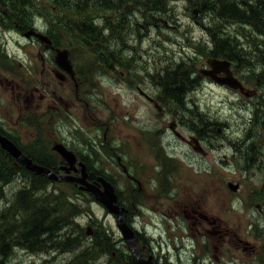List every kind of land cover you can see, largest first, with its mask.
<instances>
[{"label":"rangeland","instance_id":"obj_1","mask_svg":"<svg viewBox=\"0 0 264 264\" xmlns=\"http://www.w3.org/2000/svg\"><path fill=\"white\" fill-rule=\"evenodd\" d=\"M105 1L0 0V77L4 85L12 87L10 81L16 66L22 82L26 77L32 86L42 91L47 89V83L51 84L52 90L61 89L59 78L43 72L42 60L49 65L50 54L37 40L25 38L14 23L19 21L23 26H34L40 32L54 36L62 50L71 51L79 72L85 73L89 83L94 84L92 87L98 89L100 123L118 120L132 136L138 132H144V137L148 134L144 138V164L149 168L144 228L153 241L155 252L164 258L161 264H264V54L259 52L264 51V37L239 22L224 23L215 18L219 21L217 27L218 22L214 23L212 14L195 15L194 11L200 8L203 0H109L111 7H105ZM165 22L167 26L163 24ZM86 31L91 33L89 37L83 36ZM228 37L238 42L239 47L234 48L241 51L242 59L231 62L230 69L232 66L234 76L244 84L243 91L220 85L204 74L211 69L210 59H225L215 55L220 52L215 41ZM83 38H90L101 46L92 49ZM258 46L260 50H256ZM103 51L115 52L117 60L111 62L119 63L117 70L126 71L133 87L128 86L119 73L110 72L108 63L101 66L99 53ZM246 52L256 60L251 65L246 62ZM8 68L12 69L8 72ZM172 78L177 80V85L168 83ZM182 79L185 80L183 85ZM73 85L68 86L67 92L68 100L72 99L70 103L81 108L75 112L77 120L44 117L47 105L52 102L50 99L36 107L35 115L39 119L19 120L16 115L15 120H9L5 111L7 103H4L9 94L0 88V124L6 125V132L26 153L49 163L60 160L51 151L55 139H67L70 143L74 139V146L80 153L92 155L97 132H92L86 106L76 103ZM135 85L144 89V98L135 90L131 91ZM174 90L178 98L171 93ZM109 95L116 101L107 104ZM94 104L91 102V107ZM41 108H44L43 112H39ZM110 109L114 113L112 117ZM173 120L178 122L177 132L183 138L191 140L199 135L206 138L203 144L209 153L199 155L178 141L169 128ZM104 128L102 124L101 138ZM38 133L42 136L36 144L34 136ZM152 142L157 143L155 148L160 150L163 160L156 169L151 164L154 163L150 149ZM38 144L42 154L34 149ZM0 156L1 167L10 173L16 171L11 179L13 182L3 190L0 214L9 213L15 218L16 226L27 216L30 218L34 211L49 204L58 206L45 197L48 193L44 191L23 195L33 177L26 171L18 172L11 158H6L1 150ZM248 161H253V166ZM164 165L166 167L161 169ZM171 171H174L172 175L165 174ZM157 175L158 182L154 181ZM55 184L47 191L62 194L68 199L66 202L81 209L74 212L80 213L74 223L82 228L83 237H79L76 226L69 223L62 230L30 238L37 245H30L35 249L29 250L22 239L14 235L17 239L10 237L13 246L5 258L0 256V264H129L124 258L125 252H120V261H115L112 256V246L122 241L125 247V243L107 210L78 187L68 183ZM230 185L238 186V191L233 192ZM161 193L158 207L155 198ZM41 197H45L42 205ZM169 198H194L193 201L205 203L208 214L222 220L224 226L227 227V223L241 225V237L252 243L254 249L243 251L235 243H226L221 253L206 247L197 258L195 246L202 240L192 243L190 237H195L196 230H190L185 218L178 219L167 211ZM152 206L156 209L150 210ZM52 211L48 210L46 215L60 218ZM42 213L37 216L41 217ZM136 220L139 228L141 219L136 217ZM1 226L6 227L3 231L13 228L12 224L8 227L2 223ZM90 226L97 231L92 237L87 230ZM29 229V225L20 227V231L29 232ZM96 240H104V246L93 248L91 252L89 249L96 246ZM68 243L70 248L67 250ZM84 249L90 253L86 259L82 257Z\"/></svg>","mask_w":264,"mask_h":264},{"label":"flooded vegetation","instance_id":"obj_2","mask_svg":"<svg viewBox=\"0 0 264 264\" xmlns=\"http://www.w3.org/2000/svg\"><path fill=\"white\" fill-rule=\"evenodd\" d=\"M14 26L21 32L22 35L25 34L31 27L27 25H21L19 21H16L14 23ZM31 39L37 40L34 37H31ZM93 44L94 45L92 49L97 50V48L101 46V44L99 43L97 44L93 42ZM40 45L44 47L45 52H48L50 54L49 65L46 66V60H42V64L44 66L43 72L47 73V75L49 76L53 73L57 78L61 80L62 87L61 89L55 88L52 90L51 84L47 83V89L42 91L40 88L32 86L30 81L26 77H24V80L22 82L19 71L17 70L16 66L13 67L12 80L10 81L12 87H9V85L6 87L4 85L2 77H0V88L5 94H9L7 99L3 98L4 103H7L5 106L7 119L15 120L16 115H18L19 120L39 119L35 115V113H37L38 111V108L36 107L39 104L44 103L45 101L47 102L50 99L52 100V102L50 105L46 104V114L44 117L49 116L50 120H77L78 116L75 115V112L81 108H79L74 103H70L72 99L68 100L69 94L67 92L68 86L74 84L73 96L75 95L76 103L80 105L82 104V106L84 104L86 106V110L90 119L89 121L92 122L90 123V126H92V132H94V134L95 132H97L94 135L95 146L92 147V150L95 151L92 155H85L83 152L80 153L79 150L74 146V143H76L74 139L71 140L72 143L67 141V139H62L61 141L55 139L53 141L54 147L57 145V143H60L64 145V147H66L69 151L74 152V154L76 155L77 162L75 164V168L70 172L72 176L78 177L79 172L77 171H79V169L83 170L84 168L88 175V180L90 182L96 183L100 191H103L104 188L102 179L106 182H109L114 187L118 197L117 205L121 210H124V219L134 229L135 234L138 236V251L140 258L144 262H151V264H161V261L164 260V258L159 252H155L152 245L153 241L150 239L148 233L144 228V208L147 207L145 202H148L147 200L145 201V199L147 198V196H145V189L146 186H148V183H146L148 182V179L146 180V177L149 174V168H147L144 164V138L146 139L148 134H146V137H144V132H138L132 136L131 134L125 132V127H123L125 125L118 120L109 119L103 123H100L99 104L101 95L97 94L96 91L98 89H96V87H92L94 84L89 83V80L86 78L85 73H83L82 71L79 72V69L74 64L73 58L71 59L70 57L72 65L74 66L73 75L68 74L58 67V65L56 64L55 49L60 47L55 43L54 40L52 45L46 46L42 43H40ZM114 55L115 52H111V54H108L104 51L100 52L99 57L102 61L100 62L101 66L104 67L106 65V62L109 60L111 67L109 71L114 74L119 73V76L126 80L128 86L133 87L129 76L126 74V71L124 69L117 70L119 63L111 62L113 60H117ZM124 68H126V66H124ZM9 69L12 68H8L6 69V71H8ZM131 89V91L135 90L141 97L144 98V89H142V87H140L139 85H135V88ZM111 98L112 100L110 101ZM106 99L107 104H111L116 101L115 97H112L111 95L106 97ZM91 102L95 103L93 107H91ZM80 111V113H83V110ZM109 113L111 114V117L114 114L112 109H110ZM85 119L88 120L86 117ZM255 121L258 125L261 123L259 120ZM102 124L105 125V128L103 136L101 138L100 126ZM125 124L129 123L125 122ZM178 125V122L176 120H173V122H171V124L169 125V128L172 131L171 126H173L176 130H178ZM4 126L6 125L0 124V133L13 141V139L6 132V128ZM210 130L212 131V128ZM219 132H221V129L219 130ZM72 135L73 134H70L71 138H73ZM41 136L42 135L39 133L38 136H34V138L36 139V144L38 143V139ZM108 140H110V142H108ZM177 140L181 141L184 145H188V142L186 140H182L180 138H178ZM205 140L206 138H203L200 135L196 137V141L199 142V146L202 148V152L199 153V155L206 156L209 153L206 150L205 143L203 144ZM79 144L80 146H83L82 142H79ZM156 144L157 143L153 144V142L152 144H150V149L153 150V153H151L153 157L152 162H154L151 164L155 169L163 163V160L160 156V150L155 148ZM16 145L18 147H21L18 143ZM189 147L192 148V146ZM34 149L36 150V153L42 154V150L39 144ZM51 151L52 153L57 154L52 149ZM23 152L28 155L34 163H38L45 167H47L45 164H48V167H50V169L56 171L57 173H66V169H69L68 164L61 158L56 163H49L47 161L40 160L36 156L28 154L25 151ZM12 161L14 162V159ZM248 164H251L253 166V161H248ZM18 166L19 171H23V169H25V166L20 162L18 163ZM165 167L166 165L162 166L161 169H164ZM169 167L170 165H167V169H169ZM165 174L168 175L169 173ZM154 181L158 182V175L157 177L154 176ZM161 196L162 193L160 194V196L158 194V197L155 198L157 199L156 206L158 207V199L162 198ZM193 199L194 198L190 200H181L180 198H169L167 211L171 215H173V217H176L178 219L185 218V220L189 221L190 230H196L197 234L195 235V237H193V239L197 241L202 240L201 243L198 242L195 246L194 253L197 255V258L202 253V250H204L206 247H213L215 252L221 253V249L226 243H235L236 247L238 249L242 248L243 251L254 249L252 243L246 242L241 237V225H229L226 222L227 227L224 226L222 220L213 218L208 214L205 203H202L201 201H193ZM97 202L101 204L99 201ZM152 207H150L149 209H156V207ZM136 217H139L142 222V225H140L139 228L137 226L138 222L136 220ZM229 226L231 229L228 228ZM119 243L121 245L114 244V246H112V248L114 249V252L112 253L114 260L120 261L122 258L120 252H125L126 256L124 258L127 259V261L130 260L133 262V264H138V261L135 259L128 245L124 242L125 247H123V242L121 241Z\"/></svg>","mask_w":264,"mask_h":264},{"label":"trees","instance_id":"obj_3","mask_svg":"<svg viewBox=\"0 0 264 264\" xmlns=\"http://www.w3.org/2000/svg\"><path fill=\"white\" fill-rule=\"evenodd\" d=\"M105 1V0H104ZM10 2V1H8ZM106 6L105 7H111L112 4H110L109 0L105 1ZM200 10L201 14H212V18L216 23L217 27L219 26V21L226 22V21H234V22H239V24H243L246 27L249 26L252 30L258 31L262 34L264 37V19H263V12H264V0H203V3L200 5V8H197ZM153 15V14H150ZM218 20H216V19ZM91 33L89 31L83 32V36L89 37ZM52 35V34H51ZM216 37V35H214ZM51 38L55 41V43L60 46L55 39L54 36H51ZM90 41H92L90 38H86ZM83 40V39H82ZM84 41V40H83ZM93 42V41H92ZM216 46L218 50H220L219 54H215L216 56L223 57L225 59L223 60H228L230 62L237 61V59H242L241 57V51H237L234 47H239V44L237 41H232L231 39L224 38L216 39ZM95 43V42H94ZM259 48L256 50H260ZM260 53L264 54V51H259ZM106 53L111 54V52L107 51ZM247 53V59L246 62H249V65L254 63L256 60H254L253 55L250 52ZM242 55L244 56L243 52ZM217 58V57H214ZM220 59V58H219ZM108 63L110 67V61L108 60L106 64ZM260 63V62H259ZM245 64V63H244ZM111 68V67H110ZM252 68V66H251ZM175 76V74H174ZM200 80V79H199ZM172 83L173 85H177V80L174 78L168 80V83ZM183 82H185L184 79L180 81V83L183 85ZM169 89V88H168ZM168 92V90H167ZM174 95V98H178V94L175 93V90L171 92ZM2 157L0 156V160ZM10 159V158H8ZM41 160V159H40ZM47 167L49 166L48 164H45ZM50 168V167H48ZM16 171L13 173L8 172L5 167L0 166V200L3 198V190L6 186H9L13 180H11L14 176ZM29 176H32L33 182L28 185V187L23 191V195L33 193L34 195L39 192V191H44L46 194L45 197L48 199H51L52 202L57 203L58 206L49 204L45 206V208H42V210H38V212L34 211V213L31 214L30 218L28 216L22 220L21 224L14 225L15 218L11 217L9 213L5 214L2 213L0 214V256L5 258V256L10 253V248L13 246V243L9 241L10 237H19L23 241V245L30 249H35L31 248L32 246L30 245H37L32 241L30 238L32 237H37L39 235L40 237H43L44 235L48 233L55 232L57 230H62L63 226H67L69 223H72L73 225L76 226L77 232L79 237H83L82 234V228L74 223V220L76 217L80 215V213L74 214V212L78 209L80 211V208H77L78 206L76 204H72L71 202H66L68 199L64 198L62 194H55L52 193V191H47L48 187L50 185H56L53 181H50L47 176L44 175H36L34 173L27 172ZM7 178L9 181H7ZM43 184V185H41ZM70 185L75 186L73 183H68ZM76 187V186H75ZM22 193V192H21ZM37 195V194H36ZM45 197H41L40 202L41 205L44 202ZM40 205V206H41ZM48 210H54L52 211L53 214H59L60 218H54L47 216L46 214L49 213L47 212ZM40 212L42 213V216L39 217L37 216ZM55 216V215H53ZM11 221V222H10ZM2 223H5L8 227L13 226V228L9 230H4V226H1ZM10 223V224H9ZM64 223V224H63ZM23 225L26 227L27 225L30 226L29 232L20 231V227L22 228ZM97 233V231H94V234ZM16 235V237L14 236ZM33 235V236H32ZM69 242V241H68ZM110 242V241H109ZM104 240L101 242H98L96 240L95 247L93 246L91 249H89L91 252L93 248H103ZM69 243L66 246V249L68 250ZM88 249H84L82 252V257L85 258L86 256H90V253ZM94 256L92 258V261L95 260ZM86 259V258H85ZM88 259V258H87ZM129 264H133L132 261H128Z\"/></svg>","mask_w":264,"mask_h":264},{"label":"water","instance_id":"obj_4","mask_svg":"<svg viewBox=\"0 0 264 264\" xmlns=\"http://www.w3.org/2000/svg\"><path fill=\"white\" fill-rule=\"evenodd\" d=\"M195 15H199L200 10L194 11ZM166 24V23H165ZM25 37L29 38L31 36H35L40 39L43 43L51 44V41L48 37L44 36L41 33H37L34 29H31L30 32L24 34ZM89 45H92L91 42L87 41ZM57 57H56V63L64 69L66 72H68L70 75H73L72 66L68 59V51L67 50H60L56 49ZM211 66V70L204 71V74L211 77L214 81L219 83L220 85L229 86L233 89H239L241 91L244 90L243 84L236 79L230 70V63L228 61H222L217 58H213L209 62ZM219 74H225L224 77H220ZM151 100V99H150ZM159 110L161 108L158 107ZM172 129L174 127L172 126ZM177 136H180L177 133ZM183 139V137H182ZM184 140V139H183ZM192 141L197 143L195 139H192ZM192 141L189 142L192 144ZM0 145L1 148L5 151H7L8 155H12L15 157L18 161H20L22 164L26 166V169L35 173L36 175H45L49 178L51 181L59 182V181H71L75 182L76 184H80V190H85L86 192H90L94 195V197L104 205V207L115 216L117 226L126 241L128 247L132 250L134 253L137 261L139 264H146L142 262V260L139 258L138 250H137V243L138 238L135 236L134 231L127 225L126 221L123 219V209L120 210L119 206L116 205L117 202V195L115 193L114 187L106 182L105 180H102L104 190L100 191L99 188L92 183H89L87 181L88 175L83 168L81 177H71V176H64V175H57L53 171H51L49 168L40 166L38 164H35L32 160L28 159L23 155V153L12 143L10 142L6 137H3L0 134ZM55 151H57L62 158L70 165L69 169H66V172L69 173L73 167L74 163L76 162L75 155L68 151L63 145L57 144L55 146ZM194 149L197 151H200V148L196 145L194 146ZM230 189L232 191H237L238 186L230 185ZM90 235H92L91 228H88ZM149 263V262H147Z\"/></svg>","mask_w":264,"mask_h":264},{"label":"bare ground","instance_id":"obj_5","mask_svg":"<svg viewBox=\"0 0 264 264\" xmlns=\"http://www.w3.org/2000/svg\"><path fill=\"white\" fill-rule=\"evenodd\" d=\"M128 59H130V58H128ZM132 60H133V59H132ZM226 61H227V60H226ZM248 63H249V62H248ZM262 114H263V113H262ZM256 117H257V116H256ZM263 117H264V115H263ZM263 117H262V118H263ZM257 119H258V118H257ZM247 139H248V138H247ZM248 140H249V139H248Z\"/></svg>","mask_w":264,"mask_h":264}]
</instances>
